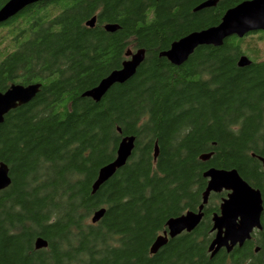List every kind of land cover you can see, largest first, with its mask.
I'll return each mask as SVG.
<instances>
[{"label": "trees", "instance_id": "trees-1", "mask_svg": "<svg viewBox=\"0 0 264 264\" xmlns=\"http://www.w3.org/2000/svg\"><path fill=\"white\" fill-rule=\"evenodd\" d=\"M205 1H44L0 25V92L42 85L0 125L11 177L0 191V264H264V212L262 231L211 259L212 219L227 192L210 195L195 231L151 254L169 219L198 211L211 168L237 170L264 202V33L200 47L180 67L159 56L248 0L194 12ZM129 49L146 51L136 75L99 103L83 98ZM242 56L249 67L238 66ZM127 136L136 138L131 159L93 194ZM39 237L46 249H36Z\"/></svg>", "mask_w": 264, "mask_h": 264}, {"label": "water", "instance_id": "water-1", "mask_svg": "<svg viewBox=\"0 0 264 264\" xmlns=\"http://www.w3.org/2000/svg\"><path fill=\"white\" fill-rule=\"evenodd\" d=\"M44 1L53 0H9L0 9V25L15 18L26 8ZM218 0H208L198 5L194 12L216 8ZM97 18L93 17L87 22L89 28L95 27ZM120 27L108 24L105 30L116 33ZM251 33H264V0H248L226 11L221 23L201 31H195L173 42L167 51L160 53L161 58L167 59L173 66L180 67L185 64L193 53L200 47H221L231 37L243 38ZM146 51L129 49L126 52L127 60L118 70L111 72L94 88L83 93V98L92 99L99 103L106 94L116 85H123L131 80L145 61ZM252 61L247 56L239 59L240 68L249 67ZM41 84L28 86L13 84L5 92H0V125L5 117L12 111L26 106L32 102L40 91ZM121 133V130H118ZM136 138L123 137L118 145L114 161L99 170L98 177L93 184V194L111 180L119 170L126 166L135 150ZM159 155L158 144H155L154 158ZM212 153L200 157L203 162L211 159ZM264 163V160H262ZM208 180L203 193V202L197 212L188 211L185 214L171 218L166 226L167 231L158 236L151 247V254L156 255L170 240L183 233L195 231L203 217L204 208L208 204L211 194L227 192V197L222 200L219 214L214 215L212 232L214 238L209 246L211 259L220 251L231 253L236 247H243L250 241L255 232L263 230L261 218L264 212V202L260 190L253 188L238 173L237 170H224L211 168L204 174ZM11 185L9 167L0 163V191ZM106 209H100L92 217V224H97L105 216ZM37 250L46 249L48 243L39 237L35 242ZM258 251V250H256Z\"/></svg>", "mask_w": 264, "mask_h": 264}, {"label": "rangeland", "instance_id": "rangeland-1", "mask_svg": "<svg viewBox=\"0 0 264 264\" xmlns=\"http://www.w3.org/2000/svg\"><path fill=\"white\" fill-rule=\"evenodd\" d=\"M226 197H227V195H226ZM226 197H224V198H226ZM222 203V202H221ZM91 221H92V218H91ZM212 227H213V222H212ZM212 231V230H211ZM212 233H214V232H212ZM214 235H215V233H214Z\"/></svg>", "mask_w": 264, "mask_h": 264}, {"label": "bare ground", "instance_id": "bare-ground-1", "mask_svg": "<svg viewBox=\"0 0 264 264\" xmlns=\"http://www.w3.org/2000/svg\"><path fill=\"white\" fill-rule=\"evenodd\" d=\"M208 1V0H207ZM206 2V1H205ZM155 154V153H154Z\"/></svg>", "mask_w": 264, "mask_h": 264}]
</instances>
